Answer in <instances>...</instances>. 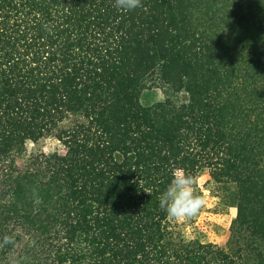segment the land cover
<instances>
[{
  "label": "trees",
  "instance_id": "1",
  "mask_svg": "<svg viewBox=\"0 0 264 264\" xmlns=\"http://www.w3.org/2000/svg\"><path fill=\"white\" fill-rule=\"evenodd\" d=\"M142 5L0 0V264H264V0ZM176 168L234 187L224 246L161 210Z\"/></svg>",
  "mask_w": 264,
  "mask_h": 264
},
{
  "label": "rangeland",
  "instance_id": "2",
  "mask_svg": "<svg viewBox=\"0 0 264 264\" xmlns=\"http://www.w3.org/2000/svg\"><path fill=\"white\" fill-rule=\"evenodd\" d=\"M164 99V94L155 88L146 91L143 96V103L151 105ZM186 98L183 96V100ZM73 118L66 120L61 127H68ZM30 151H43L46 153H64V148L51 135L39 141L37 144L29 145ZM198 189L207 197L204 210L184 228L189 238H200L204 242H212L218 246H224L229 237V227L236 216V209L230 199V193L234 187L226 189L216 184L207 173H201L198 177ZM230 189V192H229Z\"/></svg>",
  "mask_w": 264,
  "mask_h": 264
},
{
  "label": "clouds",
  "instance_id": "3",
  "mask_svg": "<svg viewBox=\"0 0 264 264\" xmlns=\"http://www.w3.org/2000/svg\"><path fill=\"white\" fill-rule=\"evenodd\" d=\"M114 6L123 11L142 7V0H114ZM198 176L183 168L172 171L171 182L159 197V206L167 217L175 222H188L196 218L205 208L207 197L198 189ZM5 236L4 242H11Z\"/></svg>",
  "mask_w": 264,
  "mask_h": 264
}]
</instances>
